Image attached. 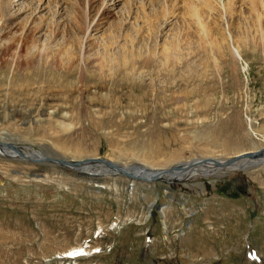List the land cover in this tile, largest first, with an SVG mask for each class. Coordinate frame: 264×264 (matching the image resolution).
<instances>
[{"label": "rangeland", "instance_id": "374dc122", "mask_svg": "<svg viewBox=\"0 0 264 264\" xmlns=\"http://www.w3.org/2000/svg\"><path fill=\"white\" fill-rule=\"evenodd\" d=\"M186 1L0 0V140L195 170L149 183L0 148V264H264V163L214 176L195 164L264 147V34L238 0L233 17L203 15L205 37ZM82 5L97 30L77 35Z\"/></svg>", "mask_w": 264, "mask_h": 264}, {"label": "bare ground", "instance_id": "6f19581e", "mask_svg": "<svg viewBox=\"0 0 264 264\" xmlns=\"http://www.w3.org/2000/svg\"><path fill=\"white\" fill-rule=\"evenodd\" d=\"M215 0H189V1H186V4L188 6V9H187V15L188 17L190 18H195L198 22L200 23H203V27L205 28V32L206 34L204 35L206 37L207 33L210 31V28H212L210 25L211 22H208L210 25V28L208 29V25L207 24H204V18H203V15L207 14L209 12L208 15H210V12H215L217 14V17L218 16H223L224 15V12L226 13L225 15H228V17H233L236 12H239L237 11V3H239L240 1L238 0H219L218 3H214ZM224 1V2H223ZM91 2V1H90ZM90 2H88V6L90 7ZM248 5L249 7V11H255L256 15H254L255 17L252 18L253 20V25L254 26H257L259 27V29L261 30L262 34H264V28L262 27L263 26V22H261V17L259 16L260 12L258 11V8L259 7H262V5L264 4V0H241V3H244ZM42 3V2H41ZM130 3V2H129ZM221 3V4H220ZM163 5V4H162ZM166 5V4H165ZM219 5H221V8L219 7ZM129 6V5H128ZM1 7V6H0ZM95 7V6H94ZM161 7V6H160ZM174 7V5H173ZM6 6H2L0 8V10H2L3 12L6 11ZM131 8V7H130ZM163 8V6H162ZM100 8L97 9V11H99ZM144 9V8H143ZM141 9V10H143ZM145 9H146V6H145ZM224 9V10H222ZM131 10V9H130ZM129 10V12H130ZM160 10V9H158ZM242 10V9H241ZM92 11V10H91ZM171 11V10H169ZM243 11V10H242ZM128 12V11H127ZM145 12V10H144ZM156 12V11H155ZM182 12V11H181ZM102 13V12H101ZM100 13V14H101ZM157 13L159 14V12L157 11ZM245 12H243L244 14ZM128 15V14H127ZM160 15V14H159ZM185 15V14H184ZM242 15V14H241ZM75 16V15H74ZM206 16V15H205ZM243 16V15H242ZM130 17V15H129ZM208 17V16H207ZM76 18H77V23L75 22V28H77V32L76 34L79 35L80 33H84L86 31L89 32V30H97V27L94 25L92 26L91 24L93 23V19L91 20L92 18V13H87V11L84 9L83 5L82 7L80 8V10L78 11L77 10V13H76ZM100 18V17H99ZM138 18V17H137ZM139 18H142V20L147 24L149 23L150 25H153L154 24V21L159 18L158 15H151L150 13H144V15L142 17H139ZM103 20V18H101ZM162 19V18H161ZM164 19V18H163ZM99 20V19H97ZM233 20V19H232ZM3 25H6L7 24V20H3ZM196 21V22H197ZM207 21H209L207 19ZM263 21V20H262ZM97 22V21H96ZM159 23V22H158ZM216 23V22H215ZM94 24V23H93ZM99 24V23H98ZM116 24V23H115ZM120 24V23H119ZM144 24V23H143ZM73 25V27H74ZM122 24H120V27ZM217 24L213 25L215 26V30H213V32H216L217 35H219L222 39L225 40V36L223 33H221V28L218 27V25L216 26ZM116 27V26H115ZM114 28V27H113ZM156 28V27H155ZM154 28V29H155ZM36 29H39V24L38 25H35L33 26L32 28H30V34L32 33V31L35 32ZM140 29V28H139ZM65 30V29H64ZM199 30V29H198ZM74 31V30H73ZM73 31L71 32L73 34ZM154 31V30H153ZM152 31V32H153ZM151 32V31H150ZM155 32V31H154ZM70 33V31H69ZM139 33V32H138ZM202 33V32H201ZM33 34V33H32ZM75 34V35H76ZM155 34V33H154ZM213 34V33H212ZM211 34V35H212ZM76 35V36H77ZM201 35V34H200ZM73 36V35H72ZM208 36V35H207ZM28 37V36H27ZM79 36L77 37H73V43L72 45L75 46H78V44L80 43V38H78ZM203 37V36H202ZM116 38V37H115ZM118 38V37H117ZM116 38V39H117ZM134 38V37H133ZM29 39V38H28ZM88 39V38H87ZM209 39H211V36L209 37ZM240 39L244 40V35H242L241 33V36H240ZM35 40V39H34ZM68 40V39H67ZM133 40V39H132ZM71 41V40H69ZM135 41V40H134ZM110 41L107 42V45ZM115 42H118L115 40ZM27 43V42H26ZM113 43V41H112ZM112 43H110L109 45H111ZM116 44V43H115ZM114 44V45H115ZM81 45V44H80ZM108 45V46H109ZM166 45V44H165ZM175 45V44H174ZM107 46V47H108ZM112 46V45H111ZM135 46V45H134ZM72 47V46H71ZM70 47V48H71ZM106 47V46H105ZM110 47V46H109ZM108 47V48H109ZM165 47V46H164ZM169 47V48H167ZM165 48L167 51L170 50L171 48H175L173 45L172 47L168 46ZM136 49V48H135ZM72 50V49H71ZM75 50V49H74ZM172 50V49H171ZM170 50V51H171ZM73 52V51H71ZM70 52V53H71ZM69 53V51H68ZM78 53V51H77ZM40 54V53H39ZM38 54V55H39ZM73 53H71L72 55ZM79 54V53H78ZM45 57V56H44ZM49 57V56H48ZM71 57V56H70ZM76 57V56H74ZM73 57V58H74ZM78 58V57H77ZM170 58V55L168 54L166 56V59L168 60ZM63 59V58H62ZM70 59V58H69ZM47 60V59H46ZM172 60V59H171ZM75 61V60H73ZM27 62V61H26ZM30 62V61H29ZM33 63V61H31ZM76 63V62H75ZM18 64V63H17ZM65 64V63H64ZM127 64V63H126ZM66 65V64H65ZM78 65V63H77ZM135 66V65H134ZM80 67V65H79ZM78 67V68H79ZM84 68V67H83ZM135 68V67H134ZM129 71H132V70H129ZM82 72V71H81ZM9 144H4V145H0V148L2 149V151L6 154V156L8 157H18L20 158L21 155L18 153V152H21V153H24V154H27L28 157H42L44 156L45 154L43 152H36L35 150H33L32 152H25L20 146L18 143H15V142H11V141H7ZM6 142V143H7ZM56 156V155H55ZM60 159H66L68 160V164L67 163H64V162H61V160L59 159V163L58 162H54V164H63L61 166H69V168H72V169H78V170H91V167L92 165H96L95 162L91 161L90 158H93V157H89V158H85V159H79V160H72L70 158H65V157H60L58 156ZM55 158V157H54ZM202 159V158H200ZM199 159V160H200ZM108 160V159H106ZM105 160V161H106ZM105 161H100L98 163H102L101 165H103L102 167L104 169H106V171H110V170H113L116 174H120V175H124L123 172L121 171H117L116 170L118 168H113L111 167V165H109L108 163H105ZM110 161V160H108ZM198 161V160H197ZM251 161V160H250ZM43 162V161H41ZM112 162V161H110ZM75 163V164H74ZM116 163V162H114ZM259 163H264V161H258V162H249L247 161V159H242V160H239L237 161L236 163L234 164H231V165H220V166H226L225 168L224 167H217L214 165V163H210V164H207L204 165V166H201V169H203V173L205 176H210V175H220L219 172L222 171V170H225V169H229V170H249V166H245V165H249V164H253V165H250V167H253L254 165H259ZM118 165H121L120 163H116ZM219 166V165H218ZM122 168H126V169H129L132 171V168L134 169V173L137 174V175H140L139 177L142 178V176H145L147 177V179L153 177L155 175V173H160L161 176L165 175V176H171L172 178H175V179H183V177L185 176V173L187 176L190 177V173L191 174H195V170L194 168L192 167V165L188 166L189 168H182V165L181 164H178V165H175V166H172V167H169L167 169L165 168H158V169H153L151 167H146V166H142V165H131V166H122ZM229 167V168H228ZM110 168V169H109ZM119 170V169H118ZM178 170V171H176ZM125 176V175H124ZM164 176V177H165ZM138 180V179H137ZM141 180H144V179H141ZM1 192H3L1 189H0ZM43 195V194H41ZM58 196L60 197V194L55 191L54 193L50 194L49 198L51 197H55V198H58ZM44 197H46L44 195ZM153 206V205H152ZM151 206V207H152Z\"/></svg>", "mask_w": 264, "mask_h": 264}, {"label": "water", "instance_id": "95a60500", "mask_svg": "<svg viewBox=\"0 0 264 264\" xmlns=\"http://www.w3.org/2000/svg\"><path fill=\"white\" fill-rule=\"evenodd\" d=\"M7 141H2L0 140V145H4V144H9L8 142L6 143ZM21 157L24 156L25 158L27 159H30L31 161H35V162H41V161H45V160H49V161H52L54 159V157L51 159V157H45V156H42V157H28L27 154H24V153H21V152H18ZM59 157L58 158H55V162H59ZM242 159H247V161L249 162H258V161H264V147H262L261 149L259 150H255V151H248V152H243V153H240L232 158H228V159H221V158H215V157H204L198 161L195 162V164H206V163H215L216 165H231V164H234L236 163L237 161L239 160H242ZM61 162H64V163H67L68 160L66 159H60ZM91 161L93 162H100V161H105L106 159L105 158H101V157H93V158H90ZM251 160V161H250ZM105 163H108L109 165H111V167L113 168H118L116 170L117 171H121L123 172V174L130 178V179H138V180H141V179H144L145 181H155L157 179H160V173H155V175L149 179H147V177L145 176H142L139 177L140 175H137L134 173V169L132 168V171L129 170V169H126V168H122L121 165H118L114 162H110L108 160L105 161ZM60 164V163H59ZM68 164V163H67ZM75 164V163H74ZM63 165V164H61ZM80 174V173H79ZM61 197H63L62 195H60ZM59 197V196H58ZM64 198H67L66 196H64ZM158 198V196H157ZM159 207H161L159 205Z\"/></svg>", "mask_w": 264, "mask_h": 264}]
</instances>
